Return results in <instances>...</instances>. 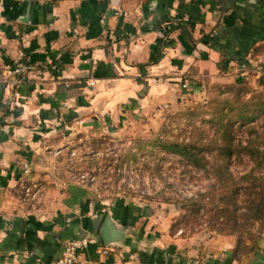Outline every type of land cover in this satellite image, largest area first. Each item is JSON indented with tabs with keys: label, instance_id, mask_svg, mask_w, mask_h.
Segmentation results:
<instances>
[{
	"label": "crops",
	"instance_id": "obj_1",
	"mask_svg": "<svg viewBox=\"0 0 264 264\" xmlns=\"http://www.w3.org/2000/svg\"><path fill=\"white\" fill-rule=\"evenodd\" d=\"M262 48L264 0H0V264L49 263L72 240L88 242L77 264H151L162 251L188 264L132 213L129 241L108 245L101 212L49 195L34 210L23 165L51 138L136 116L189 74Z\"/></svg>",
	"mask_w": 264,
	"mask_h": 264
},
{
	"label": "rangeland",
	"instance_id": "obj_2",
	"mask_svg": "<svg viewBox=\"0 0 264 264\" xmlns=\"http://www.w3.org/2000/svg\"><path fill=\"white\" fill-rule=\"evenodd\" d=\"M241 62L189 74L136 116L51 138L24 173L31 207L84 204L112 217L121 243L130 212L188 264H264V218L251 212L264 198V48ZM164 252L151 264H170Z\"/></svg>",
	"mask_w": 264,
	"mask_h": 264
},
{
	"label": "built area",
	"instance_id": "obj_3",
	"mask_svg": "<svg viewBox=\"0 0 264 264\" xmlns=\"http://www.w3.org/2000/svg\"><path fill=\"white\" fill-rule=\"evenodd\" d=\"M31 171V168L29 164L23 165V172L25 174H28ZM24 195L28 202H30L32 199H34L35 194H32V186L30 185H24ZM88 246L87 240H72L70 242H67L61 252L60 255L55 257L52 261L49 263H43V264H77L79 254L81 251L86 249Z\"/></svg>",
	"mask_w": 264,
	"mask_h": 264
},
{
	"label": "water",
	"instance_id": "obj_4",
	"mask_svg": "<svg viewBox=\"0 0 264 264\" xmlns=\"http://www.w3.org/2000/svg\"><path fill=\"white\" fill-rule=\"evenodd\" d=\"M117 224L110 215L106 216L100 230V234L106 244L117 243L122 241L123 235L116 229Z\"/></svg>",
	"mask_w": 264,
	"mask_h": 264
},
{
	"label": "trees",
	"instance_id": "obj_5",
	"mask_svg": "<svg viewBox=\"0 0 264 264\" xmlns=\"http://www.w3.org/2000/svg\"><path fill=\"white\" fill-rule=\"evenodd\" d=\"M170 149V148H169ZM175 151H180V150H176V148H171ZM231 153V151H227V154L226 156H229ZM252 217L256 220H260L261 218H264V198H262L260 201L256 202V201H253L252 202ZM126 216H128V214H130V212H124ZM264 249V248H263ZM262 249V250H263ZM235 256V255H234ZM261 258H263V256L261 255H258L257 258H256V261L259 260V262L261 261ZM149 259V258H147ZM235 259V258H234ZM151 260V259H150ZM257 263V262H256Z\"/></svg>",
	"mask_w": 264,
	"mask_h": 264
}]
</instances>
